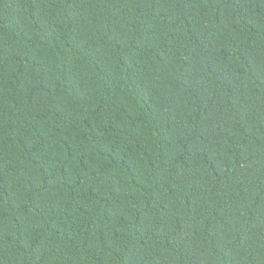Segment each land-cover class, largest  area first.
Segmentation results:
<instances>
[{"label": "trees", "instance_id": "obj_1", "mask_svg": "<svg viewBox=\"0 0 264 264\" xmlns=\"http://www.w3.org/2000/svg\"><path fill=\"white\" fill-rule=\"evenodd\" d=\"M0 264H264V0H0Z\"/></svg>", "mask_w": 264, "mask_h": 264}]
</instances>
